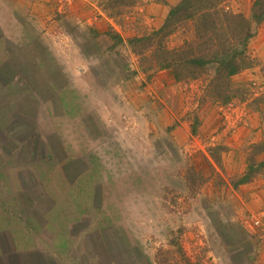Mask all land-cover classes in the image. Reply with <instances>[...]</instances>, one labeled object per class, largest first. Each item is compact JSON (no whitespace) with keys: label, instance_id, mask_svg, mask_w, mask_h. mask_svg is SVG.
<instances>
[{"label":"rangeland","instance_id":"obj_1","mask_svg":"<svg viewBox=\"0 0 264 264\" xmlns=\"http://www.w3.org/2000/svg\"><path fill=\"white\" fill-rule=\"evenodd\" d=\"M181 2L0 0V264H264V19L217 6L252 24L226 101L149 64L206 53Z\"/></svg>","mask_w":264,"mask_h":264},{"label":"trees","instance_id":"obj_2","mask_svg":"<svg viewBox=\"0 0 264 264\" xmlns=\"http://www.w3.org/2000/svg\"><path fill=\"white\" fill-rule=\"evenodd\" d=\"M107 1L109 4L116 2L120 6V4H125L127 0ZM224 1L225 0H182L178 6L171 10L167 23L165 24L163 31L164 36L166 37H168L166 32L168 30L171 32L173 27H192L193 25H197L198 33L202 35L203 39L205 38L207 41L210 40L209 44H205L206 53L193 57V52L189 51L185 54L187 57L186 60L183 56L184 53L180 52L183 55H178L180 50H169L168 48H165L163 46V38L160 39V43H157L159 48L158 52H155L154 56L156 57H153L152 61L149 63L145 54L155 46V41L152 37H149L148 39L141 37L140 39L135 38V40H133L138 43L144 40V43H140L138 47L136 46L139 48L137 53L143 55L144 61L152 64V67L172 68L177 80L181 81L199 77L201 72H203L200 69L210 64L214 63L219 65L215 77L219 82V88L221 91V93L218 91V97L230 101V99L240 93L239 90L233 89L230 83V78L239 73L242 69L252 65V61L242 58L241 56L243 53H236L235 51L234 55L230 57V55L227 56L226 52H233L232 48L235 40L237 42H239V40L242 41L243 45L247 42L250 36H252V24H250L244 16L230 14L223 8L221 13L224 16V20L223 23L219 25L220 23H218V19H215V14L219 13L217 6L221 5ZM254 9L255 21L259 22V20L264 19V0H256ZM219 26H221L220 33H218ZM214 33L218 37L217 43L216 41L211 40L212 38L210 35H214ZM145 41L148 42V45H145ZM175 54L177 55V58L169 60V58H172ZM183 66L185 68L181 69L180 67ZM248 179L249 176L242 178L241 181L242 183H245Z\"/></svg>","mask_w":264,"mask_h":264},{"label":"built area","instance_id":"obj_3","mask_svg":"<svg viewBox=\"0 0 264 264\" xmlns=\"http://www.w3.org/2000/svg\"><path fill=\"white\" fill-rule=\"evenodd\" d=\"M254 224L257 228L262 229V231H263L262 239H263V244H264V222H263V220L256 219Z\"/></svg>","mask_w":264,"mask_h":264},{"label":"crops","instance_id":"obj_4","mask_svg":"<svg viewBox=\"0 0 264 264\" xmlns=\"http://www.w3.org/2000/svg\"><path fill=\"white\" fill-rule=\"evenodd\" d=\"M46 263L50 264V263H51V261H50V260H48Z\"/></svg>","mask_w":264,"mask_h":264}]
</instances>
